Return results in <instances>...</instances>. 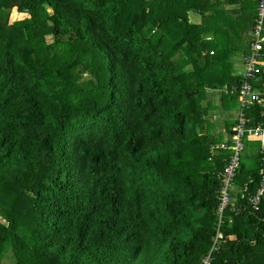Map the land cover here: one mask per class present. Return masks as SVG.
Listing matches in <instances>:
<instances>
[{"label": "trees", "instance_id": "trees-1", "mask_svg": "<svg viewBox=\"0 0 264 264\" xmlns=\"http://www.w3.org/2000/svg\"><path fill=\"white\" fill-rule=\"evenodd\" d=\"M222 5L0 0V264L9 248L15 264H201L232 154L212 147L235 125L214 131L204 103L209 90L238 98L243 80L216 59ZM14 8L27 18L11 23ZM244 152L231 191L241 212L222 228L235 239L215 264H264V210L248 201L262 162L258 148L248 172Z\"/></svg>", "mask_w": 264, "mask_h": 264}, {"label": "built area", "instance_id": "built-area-1", "mask_svg": "<svg viewBox=\"0 0 264 264\" xmlns=\"http://www.w3.org/2000/svg\"><path fill=\"white\" fill-rule=\"evenodd\" d=\"M264 30V0H260L257 17L255 20L254 40L251 45L250 54L244 59L245 67L242 71V82L239 84L238 100L240 110L238 112L235 125L231 128L232 133L229 134L230 142H224L220 146L212 147L213 149L231 150L232 154L227 160V165L223 172L220 173L222 181L221 189L218 193L217 207V233L212 239V245L208 253L202 258L201 264H215L216 255L219 254L222 246L230 240H234V236H227L223 233L222 228L224 219L231 225L234 218L238 216L241 209L234 204L231 191L235 185V179L241 166V156L245 151L247 141H258L259 154L262 162L260 170L261 180L255 193L248 195L249 207L251 213L262 212L264 210V122L254 123L248 111L253 105H259L264 110V66L261 65V51L264 48V39L262 32ZM261 75V77H260ZM253 83L258 84L255 88ZM261 88V90H260ZM264 114V112H263ZM253 181L250 180V183ZM249 183L245 184L241 189L243 198L247 196ZM230 210V211H228ZM228 211V212H227Z\"/></svg>", "mask_w": 264, "mask_h": 264}, {"label": "rangeland", "instance_id": "rangeland-1", "mask_svg": "<svg viewBox=\"0 0 264 264\" xmlns=\"http://www.w3.org/2000/svg\"><path fill=\"white\" fill-rule=\"evenodd\" d=\"M193 1V0H191ZM163 10V8H162ZM49 12H51V10L48 9ZM191 13V12H190ZM24 17H20L23 16ZM189 15V14H188ZM16 16V17H15ZM194 14L192 15V20L194 22H198V20H196L195 17H193ZM197 16V14H196ZM25 18H27V16L25 15V13H20L18 11V8H14L12 10L11 13V23L14 22V20H24ZM196 20V21H195ZM193 22V23H194ZM195 24V23H194ZM206 27V26H205ZM243 35L240 34L239 37H242ZM214 37L215 41L213 42L214 49H216V59H221V58H227L228 61H230V63H234L238 61V50H239V45L236 43V39H226V38H218V36L212 35V38ZM236 38H239L238 36H235ZM50 38V37H48ZM245 42V40H243ZM228 48V49H225ZM228 65V63H226ZM244 64L240 63H236L233 70L236 73H241L244 69ZM212 69L215 75H217V79L218 77L222 74V72L224 71V66H212ZM211 69V70H212ZM84 79H88L89 78V74H84L83 76ZM209 96H208V101L204 103V105L206 106H210V119H211V124H212V128L214 131H216L217 133H221L222 130L224 129V124L227 123V121L233 120L232 116L235 117V115L239 112L240 110V103L238 98L235 97H225V99L218 95L217 93H213V91L209 90L207 91ZM213 95V96H212ZM223 98V99H222ZM223 108L226 109V112L223 111ZM223 111V112H222ZM232 115V116H231ZM233 122V121H232ZM213 133V131H212ZM216 133V134H217ZM225 136V140H228L227 134H224ZM223 136V135H222ZM248 145L246 146L245 152H244V157L245 160L247 162L248 165V172L252 171V169H254L257 164H258V157H257V150L259 148V143L257 142H246ZM2 264H15V260L12 258L11 255V249L9 248V250H7V255L5 256V258L3 259Z\"/></svg>", "mask_w": 264, "mask_h": 264}, {"label": "crops", "instance_id": "crops-1", "mask_svg": "<svg viewBox=\"0 0 264 264\" xmlns=\"http://www.w3.org/2000/svg\"><path fill=\"white\" fill-rule=\"evenodd\" d=\"M223 5L221 7V10L223 12H227V16L225 14H220L216 16H212L210 19L209 26H215L219 25L222 28L223 31V38L226 39H236V43L239 45L238 52V61L235 62L239 64L242 63L245 66L244 59L249 55V45L251 48V43L254 40V28H255V20L257 17L258 12V2L259 0H222ZM217 10V9H215ZM196 18V20L199 19L198 22H194L191 18L192 15ZM197 14V16H196ZM190 21L194 22L195 24H201L202 23V16L198 13L191 12L189 13ZM195 20V21H196ZM228 33H231L232 36H229ZM240 34H242V37H239ZM235 36H238L239 38H236ZM210 39V38H209ZM263 39H264V33H263ZM245 40V42L243 41ZM250 41V42H249ZM246 49V51H244ZM264 66V60L261 61V65ZM264 70V68H263ZM235 72V71H234ZM240 75V73L238 74ZM238 113L233 116V121L237 120ZM228 122V121H227ZM224 128V127H223ZM225 129V128H224ZM225 133L227 134L228 132Z\"/></svg>", "mask_w": 264, "mask_h": 264}]
</instances>
